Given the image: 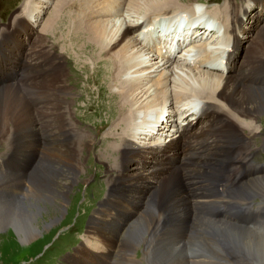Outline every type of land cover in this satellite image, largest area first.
Returning <instances> with one entry per match:
<instances>
[{
	"label": "bare ground",
	"instance_id": "6f19581e",
	"mask_svg": "<svg viewBox=\"0 0 264 264\" xmlns=\"http://www.w3.org/2000/svg\"><path fill=\"white\" fill-rule=\"evenodd\" d=\"M33 1L31 14L33 11L36 12L39 9L41 13L43 7L37 8L38 5L47 6L52 0ZM176 1L177 0H58L56 4L53 5V11H51L50 16L43 25L44 30H47L50 26L59 30L61 25L70 22V25L76 31H84V34L85 32L87 33L85 37L91 40L92 45L103 44L102 53L109 54L116 71L111 82L114 83L115 86H118L112 91V94L120 98L119 102L116 104L122 109L121 112L129 105L128 111L130 114L128 115L124 112L118 113L119 119L117 118L118 122L116 123L118 127H113V131L110 133L121 135V141L113 151L116 153V149H118V161L119 164H122V169H131L134 171V168L137 167L142 170L144 174H154L156 181L158 179L160 180L157 181L153 187L154 191L149 200L148 210L138 215V217L128 225L126 232L123 233L128 240L124 243L121 237L122 239L119 241V246H116L118 259L114 264H140V262L138 263L132 258L134 253H139L141 255L144 264H200V262L194 260L196 257V259H198L199 256L191 255L188 257V253H186V249L194 243L195 245H199V249L203 247L206 248V252L216 258L225 257L228 259L229 256H232L234 258L233 264H264V234L256 232V228L236 225L230 222L231 220L220 221L221 219H215L217 220L215 221L212 219V221H206L208 219L200 220L196 218L191 211V206L192 210L202 211L211 216H217V213L210 211L207 206V203L211 200L198 199L190 204L188 196L185 194L182 186V175H179L178 171V166L180 165L184 167H195L187 175L186 179L187 185L189 186L188 189L199 198L216 197L219 194V187L224 191L225 186H232L241 182L244 183H241L242 186L238 189V193L243 197H252L255 193L264 194V178L259 177L251 179L255 174L252 176L239 174L237 172L238 166H236L237 169L233 168V166L241 162L240 157L237 155L234 156L232 153L237 148H235V143L240 140L239 136L243 135V133L238 127L231 123L224 113L215 107L214 102V100H221L225 106L226 104L224 102L230 103L233 110L226 107L235 115L239 112H243L245 116L253 113L258 115V113L264 112V93L259 92L256 88H252L251 86V84H253L255 87L262 88L258 83V73L260 69H264V63H262L261 66V61H256L258 67H261L259 70H255L254 67L244 69L243 66L240 65L238 73L234 78L227 73L226 75L209 70H200V68L205 66L206 60L209 58V52L204 48L198 55L192 54L183 58L185 66H182L183 68L179 66L181 69L176 67V69L172 70L170 76H168V72L165 70L169 63L167 58H175V52L182 48L183 44L185 46H193L197 40V35L182 36L176 41V49L173 50L174 38L172 35L165 36L167 38L158 37L157 40L150 45L147 43L146 38L150 36V31L147 32V35L144 37H140L139 33H135L138 29L148 24V19L140 24L130 25L132 35L129 29L122 27L120 21L118 28L116 25L117 22L115 23L114 21L115 25L109 27L111 23L109 19L121 15L124 9L133 10L135 13L138 12V14L143 12H147V14L151 12L160 13L163 10L166 12L167 9L173 8ZM259 3L261 8L264 9V0H259ZM229 4L237 6L236 3L230 2L227 6H229ZM64 10H70L72 13H68V15L62 19L59 16ZM242 11L244 14V9ZM228 13L230 18L229 35L232 39V45L225 53V56L222 57L225 60L227 69L230 68L235 61L234 53L239 46L238 35H243L242 31H240L241 21L238 17L237 9H229ZM116 20L119 19L117 18ZM255 20H258L256 27L253 26L254 37L252 39L255 45H251L250 48L252 52H254L253 55L257 56V59H259V57L264 56V46L261 45L262 38H264V22L259 24L258 17ZM29 25L30 23L23 21L16 29L19 33H23V36H27V40L30 39V36H28L30 34H28L27 31L25 34L24 30ZM125 25L128 26L126 23ZM4 34L5 33L2 35ZM23 42L25 43L24 40ZM2 45H8L9 48L13 49L18 47L20 42H18L16 38L8 35L6 40L2 42ZM162 48H165L166 52H163ZM32 49L35 48L30 47V50L27 52L28 55H31ZM0 50L5 51L1 49V47ZM111 50H113L112 53H110ZM6 51L8 53L7 59V54L1 53L4 59L17 66L5 72H1L0 70L2 75V88H0V104L2 108V113H0V137L8 136L12 140L32 138L34 142L26 144L25 148L23 146V149L31 150L34 147L37 149L39 145L36 143V129L33 130V128H35V123L33 122L34 119L30 108V100L33 99L32 103L37 104V107H41V114L49 115L46 108L51 105V102L55 98L58 110L57 116L61 119L70 120V116L73 112L68 105V101L64 98L62 99V97H74L75 95L72 92H62L60 95H56V97L52 95L51 85H54L59 77L63 79V82L66 79L62 70L63 58L61 55H59V57L58 55H52L51 52L48 53L43 46L37 48L30 60H28L29 56L22 54L20 49H18V51H20L19 57L17 52L10 51L8 48ZM151 56H160L161 58L153 62L151 59L153 57ZM15 57L19 61L16 62L14 59ZM191 58H193V60ZM214 59H216V57ZM217 61L219 62L221 60L217 59ZM26 66H28V68ZM184 68L189 71L195 70L197 74L202 77L195 78L189 74L191 72H188V70L186 73H183V71L179 73V70H185ZM7 72L9 73V77L13 75L12 80L8 83H6ZM59 73L62 74L58 76ZM122 75H127L128 78L121 79ZM172 76H175L173 79L186 83L194 88H203L199 94L205 97L206 100L201 110L198 112L199 115L197 118L201 119L203 126L196 129L195 121L191 120L181 127L180 130L176 129V133H179V137L173 140L172 137L174 136H171L169 144H165V141L163 143L157 141L152 142L154 140L149 141L147 138L150 130L147 126L146 115L148 113H154L156 106L159 107L160 105L158 100H153L157 95L156 88L160 87L159 92L163 91L166 87L162 89L161 86L163 84L167 86V80L170 81V86L174 84L173 79L170 78ZM154 78L156 79L153 81ZM18 89L32 90L33 97L31 99H25ZM181 97V94H177L176 96L174 94L175 99ZM170 104H172V102L169 103V105ZM148 105L149 107L147 108ZM115 112H117L116 108ZM46 121L40 120L37 128L45 130L49 125V123H45ZM166 121V123H168L167 117ZM161 125L162 123L160 126ZM169 125L167 124L166 126L169 127ZM164 128L165 125L159 127V130H157L158 132L156 134L159 135L158 138L161 136L166 138L168 133L162 130ZM3 129H5V133H2ZM59 129L64 131L60 125V121ZM117 130H121L122 132ZM166 130H168V128ZM67 135L66 133V136ZM155 135L153 134L151 139L154 138ZM165 138H163V140H166ZM140 139L143 140L142 143H140L141 145L136 143V141ZM49 140H53L50 142H55L57 137L55 138L50 134L43 136V141ZM243 143H247L246 139ZM146 147L149 148L148 153L142 151L145 150ZM85 148L89 150L90 147L86 146L85 143L84 146L75 147L74 149L66 148L63 151L55 150L46 152L42 149L38 164H36L33 172H29L28 174L30 175V181L28 180V176L26 178H15V189L5 186V180L0 179V201L6 200L4 196L6 192H4V189L9 191L10 195L8 199L10 198L9 200L13 201L15 200V195L19 191L22 193L23 189H25L24 187H26L25 185H28L26 198L34 199L35 195L37 196L34 201H25L26 203L22 205L23 208H26L24 206H29L36 212L35 215L32 214L34 218H28L26 216L28 219V224L26 226L27 230L24 229L23 225L17 233L22 243L27 242L30 238L34 237V235H37L36 233H40L41 230L36 225L37 216L43 211H47L46 207H52L51 209L54 211L61 209V204H63L62 201H65L66 195L70 191L69 187L79 181L78 176L80 174V169H82L79 156H82L83 150H86ZM198 149L211 150L205 153L192 154V152ZM137 151H139V154L135 155ZM24 152L25 151H23V153ZM27 152L28 154L30 153V151ZM180 152L184 155L181 159V164L175 165L174 163ZM210 155L211 159H209ZM29 158L30 154L24 156L26 161ZM171 161H173V163ZM201 163L202 165L204 163L206 164V166H204L205 164L203 165L206 167V171H203L200 167ZM227 171H233L237 176L234 178H227ZM121 175L116 179V182H114V175L113 178L110 180L108 179V184H111L110 187L113 191L107 194V199L103 204L101 203L97 216L92 219V225L94 226L90 229L89 237L86 238L89 240V242H87L88 245H92L98 249V252H103L100 254H105L107 252L111 253L110 250L114 246V240L107 235V232L109 230L116 232L123 228L121 227L123 221L114 222L115 228L113 229H110L109 225H102L107 211L112 208L111 200L123 203L119 198L126 197L125 192H127V190L123 189L124 186L123 182H121ZM134 176L135 175H133V177ZM197 176H200L203 181L207 183L208 189L197 185V182L194 180V177ZM18 179L24 180H22V182H17ZM197 186L200 188L198 192L195 190ZM135 188V192L140 194L143 186L138 184ZM145 194L147 195V193H143L139 196L144 198L146 196ZM241 195H238L240 200L243 198ZM223 197L225 196L222 195V198ZM155 199H157L156 205L153 204ZM224 202L228 204L231 202L235 204L238 203L237 205L241 204L236 198L233 200L225 199ZM41 204L44 206H41ZM157 209L161 210L160 214H158ZM115 212L116 210L113 211V213ZM148 214H150V216H147ZM144 216L148 217L149 223ZM18 217L21 218L19 215ZM126 217L128 216L124 212H119L116 214L115 219ZM161 218H164L166 223L158 227L161 231L164 229V232L161 234L158 233L159 240L156 242V245L151 246L153 245L152 242L148 241L147 243L141 242L142 244L138 246L140 244H138V242L141 240L146 242L147 240L142 234V228H145L143 230L147 232L152 225L156 226ZM40 223L42 222L40 221ZM189 224H192L193 227L201 225L203 228H199L205 229L206 234L214 235L215 240L207 244L203 242V240H198L199 238H197V236L193 237L194 235L187 236L188 240L185 239V233ZM154 229L155 227L152 230ZM203 239L205 238L203 237ZM209 239L210 238H208L207 241H210ZM108 247L111 249L108 250ZM193 252L195 253L196 250H192L190 254ZM87 253L88 252L85 250L80 251L78 254H75V256L68 258L70 261L73 259L71 261L73 264H106L107 260L110 258L105 256L97 257L94 255H91L92 257L85 256ZM208 254L206 255L208 256ZM82 258H84V262H81Z\"/></svg>",
	"mask_w": 264,
	"mask_h": 264
},
{
	"label": "rangeland",
	"instance_id": "374dc122",
	"mask_svg": "<svg viewBox=\"0 0 264 264\" xmlns=\"http://www.w3.org/2000/svg\"><path fill=\"white\" fill-rule=\"evenodd\" d=\"M57 1L58 0L50 1V3L47 6L38 5L37 8L43 7L41 13H40V9L38 11H36V12L33 11V13L31 15H29V18L27 19L28 21L26 19H24V18L18 19L15 22V24L13 25V28L11 29V31H9L8 29H2L1 30V32H0V36H1L0 47H1V49L5 50V51H1L0 50V53L7 54L6 59L8 57V53L6 51L7 48L10 51L17 52L18 53V57H19L20 51H21L22 54L28 55L27 52L30 50V47H33L35 49L31 50V55H28L29 56L28 60H30L33 57L32 55L37 50V48L39 46H42V45H39V44L35 43L33 35H32L33 29L36 32H38V33H43V31H42V25H44L43 20L45 18V21H46V19L50 16L51 11H53L52 10L53 9V5L56 4ZM253 1L259 3V0H253ZM162 9H160V10H162ZM229 9H231V10L237 9V6L229 4V6H227V10H229ZM157 11H159V10H157ZM161 12L165 13L164 10L161 11ZM246 13L247 12L244 9V14L243 15H246ZM27 14L28 13L26 11H24L21 8L20 5H17V7L13 8L11 11H9V10L3 11V16L7 17L8 20H13L14 18H16L18 16L26 17ZM136 14H138V12ZM43 15H44V17H43L42 23H40V21L38 22L37 19L40 18ZM257 17L258 16L254 15L252 18L249 19V22L247 24L242 23V21L240 20L241 21L240 22V25H241L240 26V31H242L243 35H238V38H239V44L238 45L239 46L241 45V39L243 37L247 36V32L248 31H249L248 34L254 35L253 26L256 27V25H257L258 20H255ZM116 19H117V17H115L114 19L113 18L109 19V22H111L109 24V27L115 25V23L117 22L116 25H117V28H118L119 27V23L121 22L122 27H125V28L129 29L130 32H131V35H132V30L130 29L131 26L128 25V24H127L128 26L123 24L122 21H120L121 19H119V20H116ZM23 21L26 22V23H30V25L24 30L25 34H26V31L28 32V34H30V35H28V36H30L29 40H27V38H28L27 36H23L22 35L23 33L21 34V33H19V31H16L17 27ZM37 22L40 23V24L39 25H34ZM84 22H85V19H84ZM259 22H260L259 24H261L262 22H264V20L259 18ZM7 25H8V23H7ZM32 25H34V26H32ZM3 33H5V34L2 35ZM8 35L16 38L17 41L20 42V45L18 47L13 48V49L9 48L8 45L7 46H3L2 42H4V40H6V37H8ZM86 39H87V44L88 45H92L91 44V40L89 38H86ZM23 40L25 41V43L23 42ZM255 43H257V42H255ZM26 45H28V46H26ZM252 45H255V44L252 43ZM261 45H262V43H261ZM239 46H238V48H239ZM250 47L248 49V51H249V54H248L249 55V59H251V61H255V63L251 64L249 67H246L245 62L243 61V62L239 63V66L242 65L244 69H248V68L254 67L255 70H259L261 67H258V65L256 64V61H259V62L261 61V66H262V63H264V62H262V61H264V57H259V59H257V56L253 55L254 52H252V49ZM18 49H20V51H18ZM49 52L50 51H48V53ZM51 54H52V52H51ZM52 55H54V54H52ZM57 55L59 57V55H61V54H57ZM61 57L63 58L62 55H61ZM151 57H153V58H151L153 62H155L154 60H158V58L159 59L161 58L160 56H151ZM165 58H167V57H165ZM193 58H195V57H193ZM193 58H191V59L193 60ZM14 59H15L16 62L19 61V60L16 59V57ZM167 59L169 60V63H168V66H166L165 70L168 73L171 74V72H172V70H174V66H175L174 64H172L174 62V58H167ZM188 59H189V57H188ZM26 67L28 68V66H26ZM177 67H178V69H181L182 66L181 67L177 66ZM187 70L188 69L179 70V73H181L182 71H183V73H186ZM261 70H264V69H260L259 73H260ZM192 71H194V72H192ZM192 71L188 70V72H191L189 74L192 75L193 77H195V78L202 77V76H199L197 74V71H195V70H192ZM259 73H258V75H259ZM60 74H62V73H59L58 76H60ZM174 77L175 76H172L170 78L173 79ZM12 78H13V75L11 77H9V73L7 72V81H6V83L10 82L12 80ZM155 79L156 78H154L153 81ZM152 84H153V82H152ZM13 85H15V84H13ZM251 86H252V88H256L259 92H263L264 93V89L263 88L255 87L253 84H251ZM164 87H167V86L165 84H163L161 86V88L163 89ZM51 88H52V95H54L55 97H56V95H60L62 92H72L75 95L74 97L73 96L72 97L71 96H69V97L68 96H63L62 97V99L64 98L65 100L68 101V105L70 106L73 114L70 116V120L59 118L57 116L58 110H57V104H56L55 98H54L53 101L51 102V105L48 108H46V110L49 112V115H43V114H41V112H42L41 107H37V104H33L32 103L33 99L30 100V108H31V110L32 109L35 110V111L37 110L36 112L38 113V115L40 114L39 116L41 117V121H43V120L45 121V118H46V120H49V125L46 127L45 130L36 128L38 130V136L41 137V134H42V136L50 134L51 136H53L55 138L57 137V140H55V142H50V141H53V140H49V141H43L42 140V143H44V146H43L42 149L44 151H46V152L47 151H55V150L63 151L66 148L74 149L75 147L84 146L85 143H86V146H88V147L93 146L94 142L91 139H89V137L85 133L82 132V128L80 127V125L75 123V120L73 118L75 116L74 110H79L80 107H81V105L77 103V100L79 99V97L75 94V91L70 87V85L68 84L67 80L65 79L64 82H63V79L61 77H59L56 80L54 85H51ZM159 88L160 87H157L156 89L158 90ZM199 93H201V92H199ZM177 94H179V93H175V96ZM161 95H162V93L160 92V95L158 96V94H157L155 96L156 98L154 97L153 100H155V99L158 100V97H161ZM177 99H180V98H177ZM119 100H120V98L117 95H113L112 92H111L107 96L106 104L107 105H116L117 107L120 108V106L118 104H116V103L119 102ZM224 103L226 104L227 107H229V109L233 110L230 103H227V102H224ZM149 105L147 106V108L149 107ZM42 106H44V105H42ZM115 108H114V111H115ZM121 110L122 109L120 108V111ZM125 111H127V112H124V113L130 115L128 110H125ZM0 113H2L1 104H0ZM262 113H264V112H262ZM262 113H259V114H262ZM254 114L255 113H253L251 115H254ZM235 116L239 120H243L246 117L243 112L236 113ZM59 121H60V125L64 129V131H61V129H59ZM33 122H34V120H33ZM231 123L234 124L232 121H231ZM234 126H236V125L234 124ZM113 127L117 128L118 126H117L116 123H114L112 125V127H111L109 132L113 131ZM201 127H197L196 129H199ZM236 127H238V126H236ZM34 129L35 128H33V130ZM7 131H8V129H7ZM117 131L122 132L121 130H117ZM2 133H5V129H3ZM66 133L68 134L67 136H66ZM176 134L177 133L175 132V134H172V136H175ZM158 136L159 135L156 134L155 137L150 139L149 141L154 140L152 142H156L157 141V142L161 143L160 141H158ZM239 137H240V140L237 143H235V148L237 147L238 143H241V142L243 143V141L247 138L245 134H243V135H241ZM166 138L171 140V135L167 134ZM0 139H5L8 142L12 141V139H10L8 136L0 137ZM172 139H173V137H172ZM5 140H0V145ZM23 140L24 141H22L21 144L17 145V148L21 147L23 149V146L25 148L26 144H31V143L34 142V139H32V138L23 139ZM173 140H175V139H173ZM142 141L143 140L140 139V140H137L136 143L140 144V143H142ZM164 141H166V140H163V142ZM36 143L39 145V140L37 138H36ZM165 144H166V142H165ZM167 144H169V143H167ZM143 146H145V145H143ZM115 148H117V147H115ZM115 148L114 149L112 148L111 152L113 150H115ZM85 149L86 150H83V154L84 155L82 154V156H79L80 162L82 163V166H81L82 169H80V174L78 176V180L79 181L76 182L74 185H71L69 187L70 191L67 193L65 201H62L63 204H61V209H59L58 211H54V210L51 209L52 207H46L47 211H43L40 215L37 216V223L38 224L36 223V225H37V227L40 228L41 231H40L39 234L36 233L37 235H34V237L30 238L27 242L22 243L20 241L19 237L17 236V233L19 232L20 228L23 227V225H24V229L27 230V228H26V226L28 224L27 217L28 218L29 217L34 218V216H32V214L35 215L36 212H35V210L33 208H30L29 206H24L26 208H23L22 205H23V203H26L25 201H27V202L34 201L37 196L35 195L34 199L26 198L27 197L26 191L28 189V185H25L26 187H24L25 189H23V191L21 193V197H20V191L17 194L14 193V194H16L15 195V200L12 201V200H9L10 198L8 199V196L10 195L9 191L7 189H4V192H6L5 195H4L6 200L0 201V218H1L0 219V264H48V262H51V264H73V263H71V261L73 259L70 261L69 258L75 256V254H78L80 251H84V250L86 252H88L85 256H89V257H92L91 255H94V256H97V257L105 256V257L109 258L111 256L113 257V253H114V259L116 258L114 262L117 261L118 253H116L117 252L116 246H119L120 239L123 238L124 243L128 240L124 236L125 234H123V233L126 232V229L128 228V225L131 224L133 222V220H135V218L138 217V215H140L145 210H148L149 200L151 199V197L153 195V191H154L153 187L155 186L156 182L160 181V180L158 179L156 181L154 174H150V175L147 174V173L144 174V172L142 170H140L139 168H137V167L134 168V171H133L131 169H125V168L122 169V167H121L122 164H120L119 168H118L117 165H116V163L119 162L118 161V156H119L118 149H116V153L114 154L115 156L112 157L113 162H110V161L108 162V160H106L108 155L107 154H100L99 152H101V151H99L97 149L95 151L96 152L95 154L92 152V155L89 153L90 148H89V150H87V148H85ZM23 151H25L24 154H23L24 156L30 154V156L32 155V157H30V158H34L35 157L34 156L35 153H36V148L35 147L32 148L31 150L24 149ZM27 151H30V153L28 154ZM142 151H144L145 153H148L149 148L146 147L145 150H142ZM41 152H42V150H41ZM135 153L134 154L137 155V154H139V151H137ZM211 155H212V152H211ZM211 155L209 156V159H211ZM89 158H90V160H89ZM171 162L173 163V161H171ZM88 163H90L89 166H88ZM92 163L97 165V167L94 166L95 170L98 168V169H100V172H104V175L106 177L108 176L107 184H108L109 180L111 178H113V175H114V182H116V179L118 177H120L119 175L122 174L121 175V178H122L121 182H123V186H124L123 189L127 190V192H125L126 197L125 198H119V200L123 201V203H119V201L111 200L112 201V208H110L107 211V213H106V215L104 217V223L102 224L104 226H108L109 225L110 229H113V228H115L114 224H113L114 222L123 221L122 226H121L123 228H121L120 230H118L116 232L113 231V230H109L107 232V235L110 236L114 240L113 248L111 249L110 247H108V250L111 249L110 250L111 253L107 252L105 254H100V253H103V252H98V249H96L92 245H88L87 244V242H89V240H87L86 238L89 237L90 229L94 226V225H92V219L97 216V214H98V212L100 210L101 203L103 204V202H104V201H101V196H99V195H96V196L91 195L92 192H93V188L91 187V185L88 186L87 188H85L83 186L80 189V193L78 192L80 184L86 183L91 177L90 173H89V170L93 168V164ZM106 164H107V166H106ZM216 164H219V163H216ZM203 165L201 163L200 167L203 169V171L204 170L206 171V167H204V166H206V164L204 166ZM236 166H237V164L235 166H233V168L237 169ZM35 167H36V165L34 167H28V166L22 167L21 173H20L21 174L20 178H24V177L26 178L28 176V180L30 181V178H29L30 175H28V174H29V172L32 173L33 169ZM162 168H163V166H162ZM4 171H6V170L0 168V179L5 180V182H4L5 186L15 189V187H16L15 186L16 185L15 177H12L11 174L4 173ZM9 171L11 173L14 172L13 170H9ZM230 172H231L230 173L231 175L230 174H228V175L226 174L227 178H232V177L234 178V177L237 176V174L234 173L233 171H230ZM162 174H163V172H162ZM94 175L99 177V175H98V173L96 171L94 172ZM133 175H135V176L133 177ZM232 175H234V176H232ZM256 175L257 174H255L254 177H251V179L252 178H259V177L264 178L263 174L260 175V176L259 175L256 176ZM228 176H230V177H228ZM22 180H24V179H22ZM22 180L18 179L17 182H22ZM141 180H142V182H141ZM194 180L197 182V185H199V186H202V184H200V181L204 182L203 179L200 176L194 177ZM182 181H183V184L185 186L189 187L187 185V179L183 178V176H182ZM241 183H236V184H234L232 186H229V185L225 186L224 187V191H227V189L228 188L230 189L231 187H237ZM138 184H141L143 186V189L141 190L140 194L139 193L137 194L135 192V189H136L135 186L138 185ZM242 184L238 187V189L242 186ZM21 185H22V183H21ZM108 185L110 186L111 184H108ZM57 190H59V189H57ZM143 193H147V195L145 194L146 196L144 198L142 196H139V195H142ZM85 194H86V196H85ZM259 194H261V193H258V194L255 193L252 196L259 195ZM106 197H107V195H106ZM249 197L246 196L245 198H249ZM234 198H236V200H238L240 203L243 202L242 199L240 200L237 196L234 197ZM245 198L243 197V199H245ZM99 199H100V201H98ZM156 202H157V199L154 200L153 204L156 205ZM95 203H96V206H95ZM236 204H238V203H236ZM41 206H44V205L41 204ZM46 206H48V205H46ZM160 208H161V206H160ZM191 209H192V206H191ZM115 210H116V212L113 213V211H115ZM119 212H124L128 217L121 218V219H115L116 214L119 213ZM16 214H17V217H16ZM18 215L21 216L22 219L19 218ZM147 216H150V214H148ZM147 216H144V218H146L147 222L149 223V220H148ZM194 216L196 218L200 219V220H206L207 219V218H205V219L200 218V217H198L196 215H194ZM19 219H20V221H19ZM222 220H226V221H230L231 220L230 222H233L235 224V221L233 219L229 218V217H224L220 221H222ZM40 221L43 224L40 223ZM206 221H212V219H208ZM215 221H217V220H215ZM252 222L254 223L252 228H256L257 229L256 232H258V233L260 232V233L264 234L263 231H262V225H263V222H264V217L255 216ZM158 224L156 226L152 225L150 227V230H148L147 232L143 230L145 228H142V231H143L142 234L147 238V240H146V242H143L141 240L140 242H138V244L140 243L138 246H140L142 243H147L149 240L153 244L151 246L156 245V242L159 240L158 235L164 232V229H163V231H161L160 229L157 228ZM74 226L78 227L81 230H83L84 231V235L80 236L82 234V232H78L77 230H74L73 233L71 235H69V240H67L68 234H70L69 230L72 227H74ZM154 227H155V229H154L155 231L152 230ZM199 227H202V226L201 225L200 226L196 225V227L191 226L190 227L191 229L188 228L186 233H185V235H186L185 239L188 240L189 236H193L194 235L193 237L197 236V238H199L198 240H201V241L203 240V242H205L207 244L210 243L212 240H215V238H214L215 236L214 235H211V234H208V233L206 234L205 229H202L203 227L202 228H199ZM248 228H251V227H248ZM206 235H207V237H206ZM72 237H77V238L80 239V241H81V237H82V241L83 242L79 243V245L76 248H73L74 245H72L73 247H69V246H71V243H68L67 245H65V243L61 241L62 239L66 238L67 242H69ZM203 237L205 239H203ZM208 238H210L209 239L210 241H207ZM129 241H128V243L130 245L131 241L130 242ZM134 245H137V244H134ZM134 245H132V246H134ZM196 245L194 243L193 245H190L189 248H187V249L191 250V248L193 247L192 250H196L195 253L193 252V253H191L189 255L187 254V256L188 257H190L191 255L199 256L198 259H196L197 257L194 259L197 262L202 263L204 257L207 259V261H209L210 264H219V263H223V262H229L227 264H233L232 262H234V258L232 256H229L228 259L225 258V257L216 258L213 255L208 254L206 252L207 251L206 248L203 247L202 248L203 250H202L201 248L200 249L198 248L199 245H197V246ZM197 250H201L203 254L199 255ZM206 254H208V256ZM132 258H134V260L137 261L138 263L140 262V264H144V262H143V260L141 258V255L139 253H134V256ZM52 259H53V261H52ZM211 259H213L214 261L211 260ZM81 262H84V258H82ZM114 262H112V264H114ZM81 264H84V263H81Z\"/></svg>",
	"mask_w": 264,
	"mask_h": 264
}]
</instances>
